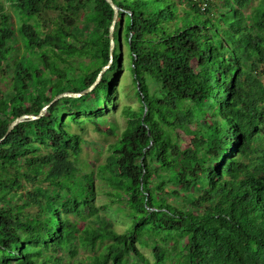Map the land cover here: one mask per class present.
<instances>
[{"label":"trees","instance_id":"trees-1","mask_svg":"<svg viewBox=\"0 0 264 264\" xmlns=\"http://www.w3.org/2000/svg\"><path fill=\"white\" fill-rule=\"evenodd\" d=\"M114 2L94 90L0 143V264H264V0ZM113 17L106 0H0V138L94 83ZM124 67L138 105L119 107L126 125L97 169L129 219L118 230L67 119L101 131Z\"/></svg>","mask_w":264,"mask_h":264},{"label":"rangeland","instance_id":"rangeland-1","mask_svg":"<svg viewBox=\"0 0 264 264\" xmlns=\"http://www.w3.org/2000/svg\"><path fill=\"white\" fill-rule=\"evenodd\" d=\"M182 1V0H176ZM255 2V1H254ZM9 16L11 17L13 27L15 29V39L13 40L14 51L12 55L14 58L11 59V64H14L16 58L21 56L24 53V47L22 45L20 35L18 32V26L20 25V17L15 8L11 6L6 7ZM51 25L48 23H44V28L48 29ZM122 52L124 56V64L127 63V49L123 45ZM78 70V69H77ZM115 77V76H114ZM116 87H118V91L116 94L112 92V96H114V104L117 103V106L107 107L104 112V116L107 117V120L103 122L101 125V131H99L93 123L85 122L83 124H77L67 119L68 125L67 129L71 132L77 133L81 136V153L78 158V167L80 169V174L90 173L95 178V186H96V199L95 205L96 208L107 206V209L100 210L107 217H109L113 222L114 226L118 230H122L124 226H126L129 222L125 214V210L123 208V202L121 200L112 202L110 199V193L113 191L112 186L109 184L108 180H105L97 173L98 166L107 161V158L110 154L109 146L111 143L116 141L117 134L120 130H122L126 125V120L120 116L119 107L124 104H133L135 106L138 105V101L136 96L134 95V85L133 80L130 74L125 70L120 72L118 76L115 78ZM10 85V80L7 79L5 81L0 82V97L2 95V91H6ZM109 123L114 125L116 128L115 133L109 134L106 132V129L109 127ZM72 197V195H70ZM142 251L151 259L154 260L153 255L151 254L149 249L142 248ZM82 254V253H81ZM83 256V254H82Z\"/></svg>","mask_w":264,"mask_h":264},{"label":"water","instance_id":"water-1","mask_svg":"<svg viewBox=\"0 0 264 264\" xmlns=\"http://www.w3.org/2000/svg\"><path fill=\"white\" fill-rule=\"evenodd\" d=\"M111 7L114 10V17H113V21L112 24L110 26L109 29V37H110V52H111V60L110 62L103 67V69L101 70V72L99 73V75L97 76V79L94 81V83L92 85H90L88 88L84 89L83 91L80 92H74V91H65L62 92L58 95H56L53 100L47 104L46 106H44L42 108V110L40 111L39 114L35 115V114H22L18 117H16L9 125L5 135L0 138V143L6 139V137L12 132V130L21 122L23 121H27V120H34V119H38L42 116H44L48 110V108L54 104L56 101L64 98V97H81L83 95H86L90 92H92L94 90V88L97 86V84L100 82V79L102 77V74L111 66L112 62H113V56H114V49L116 47V41H115V28H116V24L119 18V11H120V7L114 2V0H106Z\"/></svg>","mask_w":264,"mask_h":264}]
</instances>
